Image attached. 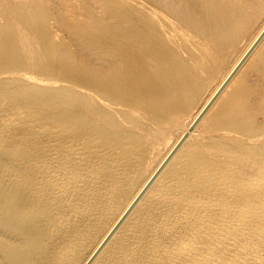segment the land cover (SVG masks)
<instances>
[{
  "label": "bare ground",
  "instance_id": "1",
  "mask_svg": "<svg viewBox=\"0 0 264 264\" xmlns=\"http://www.w3.org/2000/svg\"><path fill=\"white\" fill-rule=\"evenodd\" d=\"M0 90V264H264V0H0Z\"/></svg>",
  "mask_w": 264,
  "mask_h": 264
},
{
  "label": "rangeland",
  "instance_id": "2",
  "mask_svg": "<svg viewBox=\"0 0 264 264\" xmlns=\"http://www.w3.org/2000/svg\"><path fill=\"white\" fill-rule=\"evenodd\" d=\"M17 81L16 83H19ZM0 131L5 143H0L5 154L15 152V141L22 135V124L28 122L31 117L23 111L19 101L14 99L10 92L0 90ZM241 264V263H238Z\"/></svg>",
  "mask_w": 264,
  "mask_h": 264
}]
</instances>
